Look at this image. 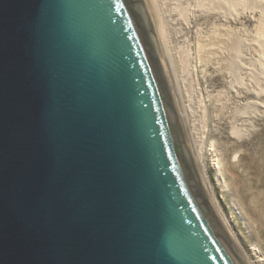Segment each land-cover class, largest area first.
Segmentation results:
<instances>
[{
	"label": "water",
	"instance_id": "water-1",
	"mask_svg": "<svg viewBox=\"0 0 264 264\" xmlns=\"http://www.w3.org/2000/svg\"><path fill=\"white\" fill-rule=\"evenodd\" d=\"M0 264H249L146 0H0Z\"/></svg>",
	"mask_w": 264,
	"mask_h": 264
},
{
	"label": "rangeland",
	"instance_id": "rangeland-1",
	"mask_svg": "<svg viewBox=\"0 0 264 264\" xmlns=\"http://www.w3.org/2000/svg\"><path fill=\"white\" fill-rule=\"evenodd\" d=\"M215 1L150 3L175 95L179 91L185 128L191 146H195L193 151L203 160L213 199L226 221L223 222L244 257L251 264H264V90L260 95L254 92L264 89L259 63L264 55L260 40H264V11L237 0H217L219 4ZM227 1L228 7L224 3ZM228 10L234 12L235 18L229 17ZM234 42H240L238 48ZM233 53L238 63L229 58ZM254 73L258 77H253ZM217 162L219 168L215 167Z\"/></svg>",
	"mask_w": 264,
	"mask_h": 264
},
{
	"label": "bare ground",
	"instance_id": "bare-ground-1",
	"mask_svg": "<svg viewBox=\"0 0 264 264\" xmlns=\"http://www.w3.org/2000/svg\"><path fill=\"white\" fill-rule=\"evenodd\" d=\"M219 1H220V0H219ZM230 1H231V0H230ZM230 1L224 2L225 5H226L227 3H230ZM233 1H234V0H233ZM233 1H232V2H233ZM237 1H238L239 3H244L245 5L247 4L250 8H251V7L253 8V7L255 6L254 8H257V9H260V10H263V11H264V9H263L264 7H263V8L261 7V2H262V1L264 2V0H237ZM237 1H236V2H237ZM146 2H147V5H148V8H149V11H150V13H151V16H152V19H153V22H154V25H155V29H156V32H157V35H158V34H159V33H158V30H157L158 28L156 27V24H155L156 21H154L155 19L153 18V15H152L153 13H152V11H151V6H152L151 3H150L151 0H146ZM212 2H213V1H212ZM215 2L218 3L217 0H216ZM215 2H214V3H215ZM232 2H231V4H232ZM263 2H262V4H263ZM208 3H209V2H208ZM222 3H223V2H222ZM234 3H235V1H234ZM152 4H153V2H152ZM218 4H219V3H218ZM236 4H237V6H238V3H236ZM236 4H232V5H236ZM208 5H209V4H208ZM210 5H211V1H210ZM214 5H215V4H214ZM222 5H223V4H222ZM228 5H230V4H228ZM228 5H226V6L228 7ZM240 5H241V4H239V7H240ZM219 6H221V5H219ZM248 6H247V8H248ZM263 6H264V4H263ZM224 7H225V6H224ZM227 7H226V8H227ZM242 7H243V6H242ZM152 8H153V7H152ZM222 8H223V7H222ZM232 8H234V6H233V7L230 6V9H231V10H232ZM243 8H244V7H243ZM261 8H262V9H261ZM214 9H216V8H214ZM219 9H220V8H219ZM245 9H246V8H244V10H245ZM210 10H212V9H210ZM216 10H217V9H216ZM224 10H225V9H224ZM226 10H227V9H226ZM253 10H255V9H253ZM220 11H221V10H220ZM228 11H229V10H228ZM228 11H227V12H228ZM233 11L235 12L234 9H233ZM240 11H241V10H240ZM217 12H218V11H217ZM222 12L224 13L225 11H222ZM234 12L229 11L227 14H229V17H231V18H233V17L235 18V14H234ZM215 14H216V13H215ZM227 14H226V15H227ZM223 15H225V14H223ZM226 15H225V16H226ZM262 18H264V17H262ZM228 19H229V18H228ZM236 19H237V18H236ZM263 20H264V19H263ZM263 22H264V21H263ZM260 24H261V23H260ZM262 26H264V24H263ZM262 26H261V28H262L263 30H262V29H261V30H262V32H263V34H264V28H263ZM257 29H258V28H257ZM259 31H260V30H259ZM159 32H160V31H159ZM257 33H258V32H257ZM257 33H256V34H257ZM219 34H221V33H219ZM225 34H226V33H225ZM260 34H262V33H260ZM223 35H224V33H223ZM214 36L217 37L216 34H215ZM221 36H222V35H221ZM228 36H229V34H228ZM256 36H257V35H256ZM256 36H255V37H256ZM159 37H160V36L158 35V38H159ZM218 37H219V36H218ZM218 37H217V38H218ZM255 37H253V38H255ZM219 38H220V37H219ZM222 38H223V37H222ZM224 38H225V40H226L228 37H224ZM229 38H231V37H229ZM207 39H208V38H207ZM209 39H210V38H209ZM215 39H216V38H215ZM256 39H258V37H256ZM161 40H162V39H161ZM254 40H255V39H254ZM260 40L262 41V42H261V47H264V40H262V39H260ZM208 41H211V40H208ZM228 41H229V40H228ZM232 41H233V40H232ZM238 41H239V40H238ZM221 42H222V41H221ZM221 42L219 41L218 43H221ZM224 42H226V41H224ZM229 42H230V46H231V41H229ZM229 42H228V43H229ZM248 42H249V41H248ZM255 42H257V41H255ZM258 42H259V41H258ZM207 43H208V42H207ZM213 43H216V42L213 41ZM218 43H217V44H218ZM228 43H227V44H228ZM241 43H242V41H241ZM208 44H209V43H208ZM222 44H223V42H222ZM222 44H219V45H222ZM227 44H226V45H227ZM234 44H235V42H234ZM257 44H258V43H257ZM209 45H210V44H209ZM209 45H208V47H209ZM238 45H240V42L238 43ZM238 45L235 44V47L237 46V48H238ZM258 45H259V44H258ZM213 46H214V45H212V48L215 47V46H214V47H213ZM224 46H225V45H224ZM230 46H229V47H230ZM241 46H242V45H241ZM225 47H226V46H225ZM231 47H232V46H231ZM231 47H230V48H231ZM261 47H260V48H261ZM210 48H211V47H210ZM218 48H219V46H218ZM223 48H224V47H223ZM239 48H240V47H239ZM201 49H202V48H201ZM227 49H228V51H229L228 46H227ZM234 49H236V48H233V50H234ZM240 49H241V48H240ZM230 50H231V49H230ZM214 51H217V50H214ZM219 51H220V49H219ZM221 51H223V50L221 49ZM226 51H227V50H226ZM234 51H236V54H237V53L239 54V52H237V51H239L238 49H236V50H234ZM240 51H241V50H240ZM205 52H206V51H205ZM263 52H264V51H263ZM210 53H211V52H209V54H210ZM217 53H218V52H217ZM224 53H225V52H224ZM224 53H223V54H224ZM230 53H232V52L230 51ZM230 53H228V54H230ZM226 54H227V53H226ZM228 54H227V55H228ZM236 54L233 53V56H235V57L232 56V57H229V58H234V60H235V61L237 60L236 62L238 63V61H240V60H239L238 56H236ZM217 55H218V54H217ZM230 55H231V54H230ZM230 55H229V56H230ZM260 55H261V54H260ZM219 56H220V55H219ZM240 56H241V55H240ZM164 57H165V60H166L167 66H168V65H169V64H168V60H167L166 56H164ZM221 57H222V56H221ZM225 57H226V56H225ZM243 57H244V56H243ZM229 58H228L227 60H229ZM245 61H246V60H245ZM245 61H244V62H245ZM256 61H257V60H256ZM232 62H233V61H232ZM242 62H243V61H242ZM237 63H235V64H237ZM259 63H260L261 73L264 74V55L260 56ZM259 63H257V64H259ZM235 64H234V65H235ZM237 65H238V64H237ZM238 66H239V65H238ZM238 66H237V67H238ZM258 67H259V65H258ZM232 68H233V67H232ZM234 68H235V67H234ZM260 68H259V69H260ZM228 69H231V68H228ZM236 69H238V68H236ZM257 69H258V68H257ZM257 69H256V70H257ZM233 70H234V69H233ZM234 71H235V70H234ZM231 72H232V70H231ZM256 72H257V71H256ZM256 72H255V73H256ZM250 73H252V72H250ZM255 73L252 74L253 77H254ZM249 75H250V74H249ZM260 75H261V74H260ZM255 76L258 77V75H255ZM263 77H264V76H263ZM263 77L260 76V78H263ZM251 79H252V78H251ZM263 79H264V78H263ZM251 81H252V80H251ZM253 81H255L254 78H253ZM253 81H252V83H253ZM261 81H262V80H261ZM172 82H173V81H172ZM174 82H175V81H174ZM256 82L258 83L257 80H256ZM174 84H175V83H174ZM258 84H259V83H258ZM260 84H261V83H260ZM243 85H244V84H243ZM243 85H242V86H243ZM254 85H255V84H254ZM244 86H245V85H244ZM246 86H247V85H246ZM256 86H258V85H256ZM256 86H255V87H256ZM248 87H249V86H248ZM260 87H261V85H260ZM250 89H251V88H250ZM250 89H249V90H250ZM258 89H259V88H258ZM261 89H262V88H261ZM174 90H175V89H174ZM176 90H177V89H176ZM241 90H243V89H241ZM253 90H254V89H253ZM263 90H264V89H262V90H260V89L257 90V89H256L254 92H255L256 95H260V94H263V93H262ZM177 91H178V90H177ZM247 91H248V90H247ZM178 92H179V91H178ZM178 92L176 93V95H177L176 97H177V101H178V103H179V102H181V101L179 100V97H180V96H178V95H179ZM234 92L238 93L237 91H234ZM254 92H253V93H254ZM239 93H240V92H239ZM249 93H250V92H249ZM245 94H246V93H245ZM237 95H238V94H237ZM253 96H254V95H253ZM260 97H261V96H260ZM255 99H256V98H255ZM180 104H181V103H179V108L181 109ZM252 105H253V104H252ZM255 105H257V104H255ZM182 107H183V106H182ZM247 108H248V107H247ZM250 110H251V108H250ZM180 111H181V113H182V117H183V119H184V123H185V126H186L185 115H184V113H183L184 111H183V109H181ZM248 111H249V110H248ZM254 111H255V110H254ZM256 112H257V111H256ZM253 113H254V112H253ZM240 119H242V118H240ZM186 127H187V126H186ZM187 134H188V132H187ZM189 134H190V133H189ZM190 140H191V138H190ZM192 143H193V141H192ZM192 146H193V144H192ZM193 147L195 148V146H193ZM195 151H196V150H194L193 152H194V155H195V158H196V161H197V164H198L199 170H200V172H201V175H202L203 180H204V182H205V185H206V187H207V190H208V192H209V194H210V197H211V199H212V201H213V203H214V205H215V207H216L218 213L220 214V216H221V218L223 219V221H225L222 212L220 211L219 207H217V205H216L217 203H216V202L214 201V199H213L212 192H211V189H210V185H209V183H208V181H207L206 174H205L204 169H203V166H202V165H203V160H202V158H201L200 156H198V153L195 152ZM215 167H216V168H219L218 162L216 163V166H215ZM225 222H226V221H225ZM225 222H224V223H225ZM230 234H231V236H233L232 233H230ZM232 238H233V237H232ZM233 239H234V238H233ZM234 241H235V240H234ZM235 243L237 244V242H235ZM237 246H238V245H237ZM238 248H239V246H238ZM239 249H240V248H239ZM240 251H241V250H240ZM246 259H247V258H246ZM247 260H248V259H247ZM247 262H248L249 264H251V263L249 262V260H248Z\"/></svg>",
	"mask_w": 264,
	"mask_h": 264
}]
</instances>
